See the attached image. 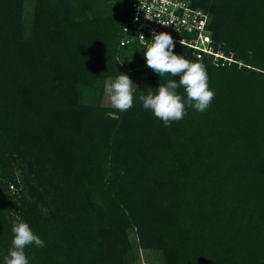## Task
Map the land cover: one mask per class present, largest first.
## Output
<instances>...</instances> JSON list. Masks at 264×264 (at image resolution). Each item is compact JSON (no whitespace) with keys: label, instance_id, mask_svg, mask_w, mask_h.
Wrapping results in <instances>:
<instances>
[{"label":"trees","instance_id":"obj_1","mask_svg":"<svg viewBox=\"0 0 264 264\" xmlns=\"http://www.w3.org/2000/svg\"><path fill=\"white\" fill-rule=\"evenodd\" d=\"M130 1L0 0V264L17 216L44 242L25 248L29 264L137 251L264 264V0H181L207 14L212 53L173 52L205 66L215 97L171 126L139 97L178 77L120 45ZM119 74L136 82L123 112L92 98Z\"/></svg>","mask_w":264,"mask_h":264},{"label":"clouds","instance_id":"obj_2","mask_svg":"<svg viewBox=\"0 0 264 264\" xmlns=\"http://www.w3.org/2000/svg\"><path fill=\"white\" fill-rule=\"evenodd\" d=\"M141 39L145 40L143 36ZM174 46L171 35L154 32L144 52L147 67L159 77H178V80L169 79L166 85L158 86L155 94L149 91L147 95L141 94L139 97L143 108L150 110L165 126L182 120L187 114L186 107L200 113L205 112L215 97L214 91L209 88L205 66L174 54ZM133 87L132 81L125 74H119L114 81H107L105 91L111 106L121 112L129 110L133 106ZM178 88L184 89V96L178 94ZM11 233V247L3 258V264H29L25 248L33 244L43 248L44 242L19 216L12 225Z\"/></svg>","mask_w":264,"mask_h":264},{"label":"built area","instance_id":"obj_3","mask_svg":"<svg viewBox=\"0 0 264 264\" xmlns=\"http://www.w3.org/2000/svg\"><path fill=\"white\" fill-rule=\"evenodd\" d=\"M207 24L206 13L192 9L181 0H131L129 18L122 25L124 38L120 45L137 43L146 51L152 34L165 32L172 36L174 45L211 54Z\"/></svg>","mask_w":264,"mask_h":264},{"label":"rangeland","instance_id":"obj_4","mask_svg":"<svg viewBox=\"0 0 264 264\" xmlns=\"http://www.w3.org/2000/svg\"><path fill=\"white\" fill-rule=\"evenodd\" d=\"M32 7H33V3L32 2H26L25 3V10H30V9H32ZM126 16L127 15L124 14L122 17L125 19ZM107 81H114V80H110L109 79ZM105 83L99 84L97 86L98 88L93 93L92 98H94L96 101H98V98L100 97V100H99L98 103L101 106L107 107V108H113L111 106V104H110V100L108 98V94L105 91ZM132 83L135 86L136 82L132 81ZM127 234H128V240H129L130 244L134 245V242L136 241V236H135L134 229H129L127 231ZM128 264H161V254L159 252L137 251V256L134 257V255H133L132 258L130 257V261L128 262Z\"/></svg>","mask_w":264,"mask_h":264}]
</instances>
